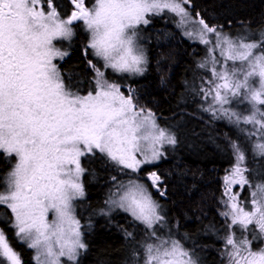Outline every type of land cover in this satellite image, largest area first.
<instances>
[{"label":"snow or ice","instance_id":"snow-or-ice-1","mask_svg":"<svg viewBox=\"0 0 264 264\" xmlns=\"http://www.w3.org/2000/svg\"><path fill=\"white\" fill-rule=\"evenodd\" d=\"M70 4L73 10L63 18L56 0H0V152L17 158L0 205L10 209V226L18 240L35 250L36 264H65L64 258L78 264L86 248L74 210V201L84 195L81 157L99 152L121 171L138 174L163 157L165 145L177 143L174 133L160 127L150 110L138 107L131 92L126 95L109 82L91 60L95 90L87 95L71 90L54 63L67 52L54 41L70 40L74 22L82 21L90 34L86 56L91 49L105 69L142 75L148 61L140 26L148 25L151 15L172 13L186 37L208 48V57L198 65L210 73L196 93L207 105L202 110L237 126H252L247 135L258 137L253 150L264 158V32L258 40L234 39L199 13L193 18L191 0H95L91 8L86 0ZM236 104L247 106V114ZM231 147L235 164L224 176L221 212L228 228L225 254L228 264H264V247H253V241H264V182L253 186L245 150L237 142ZM147 180L166 195L157 172H149ZM236 185L251 189L250 207L241 202ZM107 203L148 230L151 242L142 245L143 264H200L170 231L166 237L160 234L165 217L138 175L117 183ZM237 227L245 234L242 239H237ZM132 256L133 264H140L139 253ZM0 264H21L3 229Z\"/></svg>","mask_w":264,"mask_h":264},{"label":"trees","instance_id":"trees-1","mask_svg":"<svg viewBox=\"0 0 264 264\" xmlns=\"http://www.w3.org/2000/svg\"><path fill=\"white\" fill-rule=\"evenodd\" d=\"M188 10L193 18L199 13L209 25L230 36L250 34V37L246 35L248 39L258 40L264 32V0H191ZM149 21L145 28L148 63L139 77L129 78L105 69L89 49L86 56L82 33L72 39L70 53L59 64L66 83L79 89L86 86L89 77L95 80L90 60L105 73V78H124L121 85H129V88L121 87V90L126 93L131 88L138 107L150 110L157 124L171 129L177 139L159 163L138 174L121 171L119 166L109 162L106 168L96 157L89 158L86 197L78 201L76 208L82 240L86 244L77 258L78 264H126L133 252L139 253L140 264H143L142 245L151 242L145 226L128 214L103 212L107 195L104 191L111 170L119 180L138 175L144 182L145 172L156 171L162 180L161 190L166 192L164 197L152 192L160 201L164 225L168 228L166 231L163 227L160 234L166 237L170 231L173 238L194 251L200 264H224L228 261L224 250L228 228L221 212L226 200L224 176L235 164L231 144L237 142L245 150L253 186L264 182V176L254 171L259 169L264 173V158L253 150L257 139L247 135L250 125H226L225 119L213 118L201 110L204 101L198 95L196 98V93L203 75L198 65L204 59L206 47L185 38L174 21L166 19L165 15H153ZM6 167L7 162L0 154V185ZM235 188L240 192V200L246 201L251 189L245 186L241 190L239 185ZM0 217L6 220L3 212ZM6 230L21 264H36L31 249L16 238L13 228ZM244 235L242 233L240 239Z\"/></svg>","mask_w":264,"mask_h":264},{"label":"rangeland","instance_id":"rangeland-1","mask_svg":"<svg viewBox=\"0 0 264 264\" xmlns=\"http://www.w3.org/2000/svg\"><path fill=\"white\" fill-rule=\"evenodd\" d=\"M91 1V0H90ZM92 4V6L91 7H93V5H94V3H95V0H92V2H91ZM161 15H165V17H166V19H171V20H173L174 21V23L176 24V26H177V17H175L172 13H169V12H167V11H165L164 13H162ZM153 15H151V16H149V17H152ZM156 16H160V15H156ZM147 26V25H146ZM146 26L145 25H141L140 26V31H139V36H140V43L142 44V46L144 47V49H145V53H146V47H145V42L147 41V35H146V31H145V28H146ZM190 28L192 27L191 25L189 26ZM179 28V27H178ZM179 30H180V32H181V34L185 37V38H187L188 40H190V41H192V42H196V43H199V44H201L198 40H194V39H189L188 37H186L185 35H184V29H182V28H179ZM81 32H82V34L84 35V45L86 46L87 45V43H88V40H89V37H90V34L88 33V31L86 30V28H85V26H84V24L82 23V25H81ZM227 35V34H226ZM246 35H248V37H250V34H244V35H241V36H231L232 38H234V39H237V38H240V37H242V36H246ZM230 36V35H229ZM213 39H214V37H213ZM62 41H64V43L63 42H59L58 43V45H60V46H62V51H65V52H67V54H68V49H69V45H70V43H71V40H62ZM203 45V44H202ZM205 46V45H204ZM206 47V53L203 55L204 56V59H201V62H203L207 57H208V48H207V46H205ZM89 51H91V49H89ZM216 55H217V57H219V53L217 52L216 53ZM110 69V68H109ZM111 71H113L112 69H110ZM200 70H201V72H202V79H201V84H202V81L203 80H206V79H208L209 78V76H210V73H208V72H206V70L205 69H202V68H200ZM119 74H122L123 76H127V77H129V78H131V77H134V78H136V77H139L140 75H130V74H128V73H119ZM109 82H112V83H117V84H119L121 87H124V88H126V89H128L129 87V85H126V84H124V85H121V83H122V80H124V78L122 79V80H119V79H116V78H106ZM93 90H95V82H94V84H93V86H92V91ZM73 91V90H72ZM129 91L131 92V88L128 90V92H126L125 94L127 95V94H129ZM74 92V91H73ZM87 95V94H86ZM196 98H197V94H196ZM201 98V97H200ZM202 100V99H201ZM207 105L203 102V104L201 105V110H202V107H206ZM233 107L234 108H236V110H238V111H241V112H243L244 114H247V111H248V109H247V106H245V105H241V104H236V105H233ZM209 113V112H208ZM209 114H211V113H209ZM225 124L227 125L228 123H230L227 119H225ZM162 128H165V127H162ZM165 129H167V130H169L170 132H172V130L171 129H169V128H165ZM253 129H252V126L248 129V130H246L247 131V133L248 132H251ZM173 133V132H172ZM256 139H258V137H256ZM256 142V141H255ZM172 147H173V145H165V147H164V152L166 151V150H171L172 149ZM14 155V154H13ZM15 156V155H14ZM16 158V157H15ZM162 158V157H161ZM160 158V160H162ZM15 161H16V163H17V158L16 159H14ZM160 160H158L157 162H155L154 164H152V165H156L157 163H159L160 162ZM111 161V160H110ZM15 163V164H16ZM15 166V165H14ZM117 166V165H116ZM149 166H151V165H147V167H149ZM14 168V167H13ZM144 168V167H143ZM12 171V170H11ZM255 171V174H258V176H264V173H263V171L262 170H259V169H255L254 170ZM146 173V172H145ZM127 180L128 179H125V180H121L120 182H127ZM148 186H149V191H150V193H151V182H149V184H147ZM238 185H236V186H234V191L235 192H238V193H240L239 191H237V189L235 188V187H237ZM6 188H7V183H6ZM6 188H5V190H6ZM114 191V190H113ZM110 194L111 193H107V195H106V197L104 198V201H105V203H104V206H102L103 207V212L104 213H106V214H108V213H112L113 211H120V212H124V213H126V214H128L131 218H133L129 213H127V212H125V211H123L122 209H119V208H116V207H112V206H110L108 203H107V201L109 200V197H110ZM152 194V193H151ZM153 196V195H152ZM83 198H84V196H83ZM153 199L160 205V201L159 200H156L154 197H153ZM250 200H251V196H250V193H249V196H248V199L246 200V201H241V202H243V203H246V204H248V206L250 207ZM77 201H80V202H82L83 201V199H82V197H79V200H77ZM75 210V209H74ZM160 211H161V214H163V209H162V207H161V205H160ZM9 213H8V215H9V218H10V220H11V211H10V209H9V211H8ZM49 219H52V214L50 213L49 214ZM134 219V218H133ZM139 222V221H138ZM163 227H165V229H166V231H167V227L164 225V223H163ZM13 231H14V234H15V230L13 229ZM241 230L238 228V231H236V236H237V239H240V237H242V233L240 232ZM169 232V231H168ZM250 238V237H249ZM20 241V240H19ZM20 242H22V241H20ZM22 243H24L26 246H27V243H25V242H22ZM257 244H260V245H258L257 246ZM28 247V246H27ZM253 247H254V250H258L259 248H261V247H264V241H261V240H256V241H253ZM31 251H32V257H33V259H34V256H35V250H33V249H31ZM34 261H35V259H34ZM64 261H65V264H69V262H67L66 261V258H64ZM126 264H133V259H132V256H131V259L129 258L128 260H127V262H126ZM224 264H228V261L227 262H225Z\"/></svg>","mask_w":264,"mask_h":264},{"label":"flooded vegetation","instance_id":"flooded-vegetation-1","mask_svg":"<svg viewBox=\"0 0 264 264\" xmlns=\"http://www.w3.org/2000/svg\"><path fill=\"white\" fill-rule=\"evenodd\" d=\"M92 0H86V4L89 8H91V3ZM56 4H57V7H58V11L61 13V16L63 18H67V16H69L71 14V11L73 10V7L72 5L70 4V0H56ZM82 21H77V22H74L73 24V32H74V35L72 36V39H74L79 33H82L81 32V25H82ZM70 53V51H69ZM54 63L57 64L65 82H67L65 76L63 75V72L61 70V66L59 65L60 62L57 61V60H54ZM94 79H92L91 77L88 78V83L86 84L85 87H83L82 89H79L77 87H72L71 86V90H73L74 92H79V94L81 95H86L89 91H92L91 90V84H92V81ZM69 85V84H68ZM0 154L2 155V158L4 159V161L7 162V167L6 169L4 170L3 174H2V177H1V185H0V192L2 191H5V188H6V180H7V177L9 175V173L11 172V170L13 169L16 161L14 159L15 156L12 155V156H6L4 155L2 152H0ZM91 157H96L97 159H99V161L101 163H103V165L108 168V164L107 162H109L107 159H104L102 158L101 154L99 152H96L95 154H88L84 157H81V166L82 168L84 169V172L81 174L80 176V183L82 184L83 186V189H84V198L86 197V181L88 180V169H89V158ZM110 163V162H109ZM111 170V169H110ZM109 173V177L106 181V183H108L106 185V188H105V191H104V194H107V193H112L115 191V187H116V184L119 183L121 180L117 179L118 177L115 176L114 174V171H108ZM113 177L116 178V180L114 181L113 180ZM114 190V191H113ZM80 202H78L79 204ZM9 209L6 207V206H3V205H0V213L3 212L6 216V220L5 219H1L0 217V229H3L5 231V234L6 236L8 237V233H7V228L10 229V218H9V215H8V212ZM9 239V243H10V238L8 237Z\"/></svg>","mask_w":264,"mask_h":264},{"label":"bare ground","instance_id":"bare-ground-1","mask_svg":"<svg viewBox=\"0 0 264 264\" xmlns=\"http://www.w3.org/2000/svg\"><path fill=\"white\" fill-rule=\"evenodd\" d=\"M169 77V76H168ZM156 193V192H155Z\"/></svg>","mask_w":264,"mask_h":264}]
</instances>
